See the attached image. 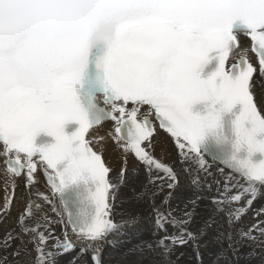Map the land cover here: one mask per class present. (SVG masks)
Instances as JSON below:
<instances>
[{"label":"snow or ice","instance_id":"snow-or-ice-1","mask_svg":"<svg viewBox=\"0 0 264 264\" xmlns=\"http://www.w3.org/2000/svg\"><path fill=\"white\" fill-rule=\"evenodd\" d=\"M257 75L264 82V0H0V158L11 182L0 217L11 208L17 179L31 193L42 173L51 192L29 196L16 228L0 237V264H9V256L57 264L58 256L76 251L68 228L85 245L71 264L80 258L87 264L89 252L91 264H101V245L122 226L113 214L127 169L114 181L88 134L112 121L125 164L134 157L153 186L134 198L152 201L177 183L173 169L148 151L153 119L183 163L211 175L210 159L224 176L210 201L228 229L217 238L215 264H264V209L251 227L237 228L264 189ZM153 210L165 234L130 249L128 264H178V250L188 245L199 260L205 232L189 230L194 209L181 217L154 203Z\"/></svg>","mask_w":264,"mask_h":264},{"label":"bare ground","instance_id":"bare-ground-1","mask_svg":"<svg viewBox=\"0 0 264 264\" xmlns=\"http://www.w3.org/2000/svg\"><path fill=\"white\" fill-rule=\"evenodd\" d=\"M255 93L258 100H264V82L257 75ZM90 139L95 141L94 148L101 152L106 165L111 169V176L115 181L121 168L126 167L127 176L123 184L120 186L116 196L113 219L117 224L122 225L116 234L110 235L107 243L101 245L100 260L101 264H128L129 258L127 253L135 246L143 242H150L159 239L164 232H158L155 226L156 212L153 210V203L156 209L165 213L171 212L175 217H181L185 211H192V223L189 230L197 233L204 229L205 234L199 239V254L200 259L197 260L196 253L191 245L185 246L178 250L183 252L178 264H215L216 253L220 249L218 236L220 233L228 231L226 227V217L223 215H213L211 198L216 197L218 191L223 189L224 176L217 171L216 168H210L211 175L203 172H198L195 166H189L181 161L178 150L164 135L156 133L152 138L151 155L160 162L168 165L177 176V183L174 189L169 190L165 186L158 196L152 201L147 198L144 200L135 199V194L144 190L145 185H148L149 190H152V185L148 184L149 174L143 165H140L131 155L127 157L125 164L124 154L120 151L119 146L113 142V133L109 129L108 124H104L99 128L94 129L89 135ZM190 168V171H185ZM37 175V174H36ZM156 173H153L155 178ZM193 179L198 180V184H193ZM38 183L31 190V193L24 186L23 178L16 180L15 199L10 210L3 217H0V237H3L7 232L13 230L17 226V219L23 211L26 202L31 195L32 199H36L35 193L40 192L51 197V193L44 186L41 179L37 175ZM216 181L221 183L218 185ZM6 182L8 191H5ZM157 185L162 182L156 181ZM209 185L211 187H209ZM167 204H164V198L169 196ZM11 194V182L8 181L6 170L3 167L2 159L0 158V204L4 203L7 195ZM200 197V199H197ZM195 201V205L191 203ZM43 204L44 210L53 219H56L55 214L51 211V205ZM57 210L61 211L57 198H53ZM264 209V193L260 192L257 199L248 209L237 228L247 229L251 227L258 219L256 213ZM135 218L134 223H125L130 219ZM213 220L210 225L206 226V222ZM68 231V230H67ZM174 229L171 226L167 227V233L171 234ZM56 234L61 235V227H56ZM68 235L76 247V251L58 256L57 264H71L76 253L84 244L77 240L76 236ZM62 238V237H61ZM27 239V237H25ZM30 247V246H29ZM11 251V249H10ZM247 251V249H244ZM91 257V252L88 253L86 259L87 264ZM175 259V257H173ZM29 257L21 256L18 260H14L9 256V264H28ZM77 264H84V258L77 259ZM243 264V262H242Z\"/></svg>","mask_w":264,"mask_h":264}]
</instances>
